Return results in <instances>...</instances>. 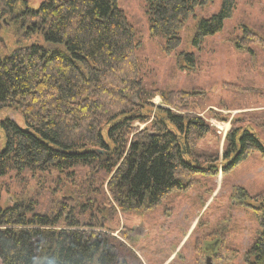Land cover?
<instances>
[{
    "label": "trees",
    "instance_id": "obj_1",
    "mask_svg": "<svg viewBox=\"0 0 264 264\" xmlns=\"http://www.w3.org/2000/svg\"><path fill=\"white\" fill-rule=\"evenodd\" d=\"M142 1L150 37L171 54L196 9L213 0ZM235 7V0H221L219 10L198 23L191 46L220 33ZM6 28L17 32V41L7 48L0 35V112L19 111L24 126L0 122V177L96 168L110 176L117 208L130 213L158 207L184 191L189 177L225 175L254 152L264 158L260 139L240 127L228 134L221 159L197 152L210 127L186 112L161 107L150 129L132 128L134 121L147 122L146 100L135 31L118 0H44L36 9L26 0H0V34ZM184 59L193 67L192 54ZM218 161L227 164L218 168ZM118 252L102 226L63 207L44 213L32 203L0 207V264H127ZM248 256L264 264V232Z\"/></svg>",
    "mask_w": 264,
    "mask_h": 264
},
{
    "label": "rangeland",
    "instance_id": "obj_2",
    "mask_svg": "<svg viewBox=\"0 0 264 264\" xmlns=\"http://www.w3.org/2000/svg\"><path fill=\"white\" fill-rule=\"evenodd\" d=\"M26 1L32 9L44 2ZM235 3L222 31L194 49L198 23L216 13L221 0L196 9L180 33V48L167 54L164 42L149 35L143 1L118 0L135 31L138 77L146 100L141 112L147 122L134 121L132 128L150 129L162 107L194 114L210 127L196 143L199 153L221 159L228 134L236 127L253 132L264 146V0ZM10 30L0 34L7 48L17 41V32ZM186 54H192L193 67L187 66ZM22 119L14 109L0 112V122L10 120L23 127ZM226 164L218 161L215 166ZM109 177L83 166L62 172L10 171L0 177V207L32 203L38 213L63 207L82 222L102 226L127 264L254 262L248 252L264 232V209L259 207L264 205V158L259 153H251L225 175L189 177L184 191L172 193L156 208L137 212L117 208L107 188ZM59 226L64 227L63 222Z\"/></svg>",
    "mask_w": 264,
    "mask_h": 264
},
{
    "label": "water",
    "instance_id": "obj_3",
    "mask_svg": "<svg viewBox=\"0 0 264 264\" xmlns=\"http://www.w3.org/2000/svg\"><path fill=\"white\" fill-rule=\"evenodd\" d=\"M1 42H2V40H1ZM209 261H210V260L208 259V260H207V263H209Z\"/></svg>",
    "mask_w": 264,
    "mask_h": 264
},
{
    "label": "flooded vegetation",
    "instance_id": "obj_4",
    "mask_svg": "<svg viewBox=\"0 0 264 264\" xmlns=\"http://www.w3.org/2000/svg\"><path fill=\"white\" fill-rule=\"evenodd\" d=\"M214 254V253H213Z\"/></svg>",
    "mask_w": 264,
    "mask_h": 264
}]
</instances>
